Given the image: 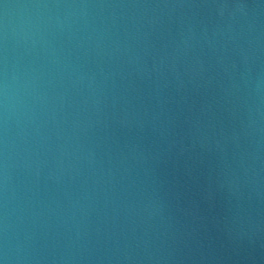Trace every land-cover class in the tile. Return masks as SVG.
<instances>
[{
	"label": "water",
	"instance_id": "obj_1",
	"mask_svg": "<svg viewBox=\"0 0 264 264\" xmlns=\"http://www.w3.org/2000/svg\"><path fill=\"white\" fill-rule=\"evenodd\" d=\"M0 264H264V0H0Z\"/></svg>",
	"mask_w": 264,
	"mask_h": 264
}]
</instances>
